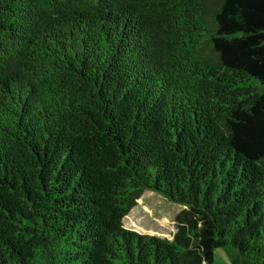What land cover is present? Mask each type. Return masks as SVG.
<instances>
[{"label": "trees", "instance_id": "16d2710c", "mask_svg": "<svg viewBox=\"0 0 264 264\" xmlns=\"http://www.w3.org/2000/svg\"><path fill=\"white\" fill-rule=\"evenodd\" d=\"M147 190L172 239L124 227ZM219 249L264 264V0H0V264Z\"/></svg>", "mask_w": 264, "mask_h": 264}, {"label": "rangeland", "instance_id": "374dc122", "mask_svg": "<svg viewBox=\"0 0 264 264\" xmlns=\"http://www.w3.org/2000/svg\"><path fill=\"white\" fill-rule=\"evenodd\" d=\"M186 210L179 204L170 203L151 190L145 191L124 218V227L139 234L172 239L180 223L178 216ZM214 264H230L226 252L216 251Z\"/></svg>", "mask_w": 264, "mask_h": 264}]
</instances>
